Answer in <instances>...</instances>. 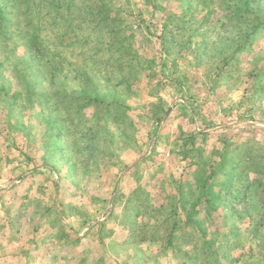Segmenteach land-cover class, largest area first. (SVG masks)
I'll use <instances>...</instances> for the list:
<instances>
[{
    "label": "rangeland",
    "instance_id": "rangeland-1",
    "mask_svg": "<svg viewBox=\"0 0 264 264\" xmlns=\"http://www.w3.org/2000/svg\"><path fill=\"white\" fill-rule=\"evenodd\" d=\"M0 264H264V0H0Z\"/></svg>",
    "mask_w": 264,
    "mask_h": 264
}]
</instances>
